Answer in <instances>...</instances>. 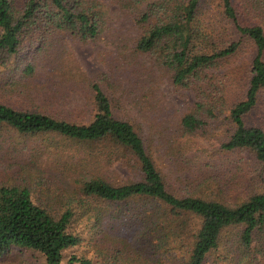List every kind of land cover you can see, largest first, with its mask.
Instances as JSON below:
<instances>
[{"label": "trees", "instance_id": "obj_1", "mask_svg": "<svg viewBox=\"0 0 264 264\" xmlns=\"http://www.w3.org/2000/svg\"><path fill=\"white\" fill-rule=\"evenodd\" d=\"M109 2L136 29L135 52L149 55L173 84L193 90L195 102L181 118V136L197 135L209 119L228 123L219 159L197 155L199 173L191 178L181 166H170L171 149L161 160L163 154L145 139L140 123L116 114L120 101L103 88V81H110L106 72L93 79L82 74L93 106L88 122L0 101V147L10 131L55 133L72 143L68 155L82 156L84 167L74 186L56 199L41 187L42 168L33 156L13 170L17 180H0V260L34 255L41 264H94L69 251L109 219L121 230L109 237L118 243L115 255L100 264H158L157 255L179 264H264V129L245 119L264 90V0ZM111 19L104 0H0L3 91L26 95L21 80L35 72L54 36L95 43ZM248 44L255 53L246 87L242 98H233L235 78L226 69ZM117 163L131 176L118 180L103 170Z\"/></svg>", "mask_w": 264, "mask_h": 264}, {"label": "rangeland", "instance_id": "obj_2", "mask_svg": "<svg viewBox=\"0 0 264 264\" xmlns=\"http://www.w3.org/2000/svg\"><path fill=\"white\" fill-rule=\"evenodd\" d=\"M104 2L112 11V19L109 28L97 42L84 43L75 38H66L64 34L54 36L50 41V51L40 56L35 72L21 80L23 85L26 84L27 89L24 92L26 95H9L4 92V83L7 79L4 74L0 77V101L18 108L44 111L67 120L88 122L93 117V106L89 101L90 92L82 74L88 79H93L106 72L110 76V81L104 80L103 88L107 94L120 101L116 114L140 123L145 139L152 141V145H156L163 154L161 160L165 161L164 155L167 158L166 149H171L173 152L171 158L174 162L170 166H181L185 176L191 178L194 172L199 173L196 169L197 155L208 154L207 159L215 162L219 159L217 149L227 139L230 127L222 118L209 119V125L197 135L182 137L180 121L195 102L193 90L187 86L173 84L171 75L157 69L149 55L142 56L136 53L134 50L136 29L125 16L116 11L115 5L109 0ZM209 14L213 17L211 13ZM254 53L253 45L248 44L238 58H235L234 63L226 69L227 74L235 78V83L231 87L233 98L243 97L249 74V62ZM19 74L20 72L15 78H19ZM226 78L227 76H223V79ZM32 89L38 90L36 91L38 93L32 95ZM30 93L31 95H28ZM245 119L247 125H256L264 129V90L260 93L257 105ZM7 135L9 140H6L3 148L0 147V180L8 177L17 180V173L13 170L18 168V163L25 165L29 163L30 157L33 156L38 159L37 163L42 168L41 187L44 190L49 189L51 197L56 199L61 191L66 193L69 188L71 189L74 186V179L83 173L82 156L75 153L70 158L68 150L70 152L74 148L70 146L72 143L63 137L55 133L23 136L14 131ZM15 146L20 152L12 151V147ZM48 146L51 149H48ZM181 146L184 152L180 150ZM189 146L191 147L189 152L185 151L184 148ZM36 148L37 155L42 152L41 157L37 158V155H34ZM200 159L204 160L202 157ZM247 159L253 161L251 156ZM103 170L118 180L131 176L129 169L121 163L105 167ZM175 188L184 190L180 185H175ZM246 193L248 192L245 190L244 194ZM59 200H62L61 194ZM120 230V224L106 219L94 236H87L81 245L69 253L85 255L92 258L94 264H100L115 255V245L118 243L114 240L111 242L109 237L114 238L113 236ZM110 234L111 236H106ZM105 245L111 248L101 251ZM156 257L160 260L158 264H179V260L174 257L160 255ZM0 264L41 262H37L34 255H17L0 260Z\"/></svg>", "mask_w": 264, "mask_h": 264}]
</instances>
